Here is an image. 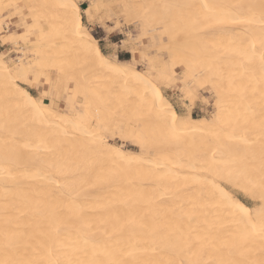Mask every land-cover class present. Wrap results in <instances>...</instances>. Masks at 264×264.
<instances>
[{"label":"bare ground","instance_id":"6f19581e","mask_svg":"<svg viewBox=\"0 0 264 264\" xmlns=\"http://www.w3.org/2000/svg\"><path fill=\"white\" fill-rule=\"evenodd\" d=\"M8 7L27 48L0 56V264H264V0L91 2L86 25L133 27L131 63L77 0Z\"/></svg>","mask_w":264,"mask_h":264},{"label":"rangeland","instance_id":"374dc122","mask_svg":"<svg viewBox=\"0 0 264 264\" xmlns=\"http://www.w3.org/2000/svg\"><path fill=\"white\" fill-rule=\"evenodd\" d=\"M95 1L96 0H77V4L79 5V7H80V4L82 3V2H85L86 4H85V6L84 7H82V8H80V11H81V16H82V21H83V23H84V25H86L87 24V21H86V15H88V12L85 10L86 9V7L88 6V5H90L91 4V2H94L95 3ZM13 8V7H12ZM11 8H7L6 10H5V12H4V15H3V22L2 23H0V29H8V27L11 25V24H17V23H20V24H23L24 25V23L23 22H21L22 20L20 19V17H19V15H21V14H19V15H15V16H13L12 15V11L10 10ZM3 9H0V12L2 11ZM97 13H98V15H101V13L97 10L96 11ZM110 17V15L109 14H106V16H104L103 18H102V21L100 22V23H98V24H93L95 27H96V29H98L99 31H100V33L99 34H97V31H95L94 29L95 28H93L94 26H92V28H90L88 25H86L87 27H88V29H89V32L99 41L98 42V45H99V47H100V49H101V51H102V54H104V56L106 57V58H108V59H113L115 56H117V59H119V60H121V61H125V62H130L131 63V61H132V59H131V52H130V50H129V46L128 45H131V38H129V33L132 31V28L133 27H131V26H129V27H121V28H118V31H120V30H125L126 31V33L124 34V35H122V37H119L120 39L119 40H117V41H111L109 38H108V36H107V34L109 33V32H107V31H105V30H102V29H99V27H98V25H100V26H104L105 24H106V22H109L108 21V18ZM111 24H107V29L110 31V32H117L116 31V29H114V20H113V23L112 22H110ZM120 24L122 25L123 24V22L122 21H120ZM7 25V26H6ZM22 25V26H23ZM26 30H27V28H26ZM12 32V31H11ZM10 32V33H11ZM7 34V33H6ZM3 34H1L0 35V38H1V36H2ZM5 35V34H4ZM20 36V38L18 39V40H16V38H17V36ZM135 35V34H134ZM133 35V36H134ZM25 35H22V34H20V33H15L13 36H12V34H10V37H8V38H6V39H4V41H7V43L6 44H3L2 43V41H1V39H0V56L4 59V60H7V59H9V58H12V59H14L15 58V52H14V45H13V43H11L12 41H14V40H16L17 41V43H18V41H19V43H18V46H17V48L18 49H20V51H25L26 50V48H27V46H26V43H23V41L24 40H22L23 39V37H24ZM11 37H13V38H11ZM3 41V42H4ZM21 41V42H20ZM157 43H159V40L157 41ZM138 47V50H139V54H140V56H144V54H145V48H143V47H141V46H139V45H135L134 47ZM150 46V45H149ZM150 49H152L151 47H150ZM127 52H129L130 54H128ZM14 57V58H13ZM21 57L22 58H24V55H21ZM25 63V62H24ZM139 63V62H138ZM138 69L140 70V71H144V67L143 66H139L138 67ZM25 72V71H24ZM24 73L21 71L20 72V76H22ZM30 76L31 77H34V78H36V81H37V84H36V86H35V89H34V91L33 90H31V89H28V91L32 94V95H35V96H37V95H39L40 94V91H41V88L39 87V83L40 82H42V78L39 76V75H37V74H35V73H33V72H29V74H28V79L30 78ZM40 79V80H39ZM17 81L19 82V79H17ZM175 90H176V88H175ZM165 95H166V98L168 99V101L172 104V105H174L175 107L177 106V107H181L180 109H182L183 110V107L182 106H180L181 104H180V100H179V97H177V96H179V93L177 92V91H174V92H172V91H170L169 89H165V88H162V90H161ZM65 92H66V89H65ZM176 93V94H175ZM62 96H64V93L62 94ZM64 98V97H63ZM64 100V99H63ZM61 105V104H60ZM197 106V110H198V112L197 113H195L194 114V116L193 117H196V118H199V117H203V116H205V114H204V111L203 112H201V111H199V110H201V106L199 105V104H197L196 105ZM59 108L61 109V110H63L64 111V108H63V105H61V106H59ZM204 110V109H203ZM205 111H206V113H210V112H212V106H211V103L209 102V106L207 107V110L205 109ZM177 113L179 114V115H182L183 116V114H182V112H180V111H178L177 110ZM206 117L207 118H209L210 117V115H206ZM125 139H123V141L122 140H117V138H114V142H116V143H118L119 145H121V146H123V147H127L129 144H130V139H126L127 137L125 136L124 137ZM129 147V146H128ZM134 151H137V149L136 148H132ZM236 198H238L242 203H244V204H246L244 201H243V199H242V196L241 195H239V197H236ZM247 205V204H246ZM248 206V205H247ZM248 207H250V206H248Z\"/></svg>","mask_w":264,"mask_h":264},{"label":"crops","instance_id":"0c3cea01","mask_svg":"<svg viewBox=\"0 0 264 264\" xmlns=\"http://www.w3.org/2000/svg\"><path fill=\"white\" fill-rule=\"evenodd\" d=\"M85 2H82L81 4H80V8H82V7H84L85 6ZM87 16V15H86ZM107 24H111L110 22H106V24L104 25V26H100V25H98V27H99V29H102V30H105V31H107V32H109L108 34H107V36H108V38L111 40V41H117V40H119L120 38L119 37H122V35H124L125 33H126V31L125 30H120V31H118V26H116L115 24H114V29H116V31L117 32H110L107 28ZM23 24H20V23H17V24H11L9 27H8V29H0V35L1 34H3L2 36H1V41H2V43L3 44H6L7 43V41H4V39H6V38H8V37H10V34H12V36L17 32V33H20V34H22V35H24L25 34V31H26V26L25 25H23ZM90 27V26H89ZM90 28H92V27H90ZM93 28H95L94 30L95 31H97V34H99L100 33V31L98 30V29H96V27L94 26ZM92 28V29H93ZM12 31V32H11ZM11 32V33H10ZM7 33V34H6ZM5 34V35H4ZM17 36V35H16ZM93 36V35H92ZM94 37V36H93ZM11 38H13V37H11ZM95 38V37H94ZM96 39V38H95ZM97 40V39H96ZM4 41V42H3ZM98 41V40H97ZM99 42V41H98ZM128 54H130L129 52H127ZM115 59H117V56H115L114 57ZM131 59H132V57H131ZM117 60H119V59H117ZM119 61H121V60H119ZM122 62H124V63H128V62H125V61H122ZM130 63V62H129ZM174 106V105H173ZM64 107V110H68V108H67V106H63ZM175 107V106H174ZM176 108H177V106H176ZM195 111H198L197 110V108L195 109ZM200 111V110H199Z\"/></svg>","mask_w":264,"mask_h":264}]
</instances>
